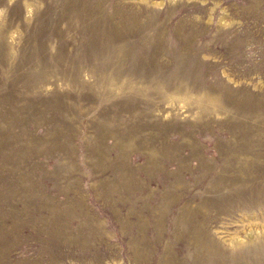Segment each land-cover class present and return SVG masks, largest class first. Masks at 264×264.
Listing matches in <instances>:
<instances>
[{
	"label": "rangeland",
	"instance_id": "rangeland-1",
	"mask_svg": "<svg viewBox=\"0 0 264 264\" xmlns=\"http://www.w3.org/2000/svg\"><path fill=\"white\" fill-rule=\"evenodd\" d=\"M0 264H264V0H0Z\"/></svg>",
	"mask_w": 264,
	"mask_h": 264
}]
</instances>
